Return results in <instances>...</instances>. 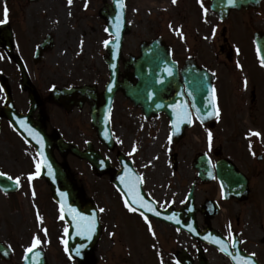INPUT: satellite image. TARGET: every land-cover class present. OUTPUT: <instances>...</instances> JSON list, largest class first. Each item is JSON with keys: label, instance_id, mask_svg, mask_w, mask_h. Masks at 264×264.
I'll use <instances>...</instances> for the list:
<instances>
[{"label": "flooded vegetation", "instance_id": "1", "mask_svg": "<svg viewBox=\"0 0 264 264\" xmlns=\"http://www.w3.org/2000/svg\"><path fill=\"white\" fill-rule=\"evenodd\" d=\"M210 1L175 0L173 3V0H156L160 26L157 27L155 24L150 28L157 32L155 36L162 35L171 45L173 56L178 58V61L181 57H194L199 63L205 62L206 65L207 62H212L211 58L214 57V61L225 66L230 64L234 69L256 64L252 39L257 30H264L262 28L264 17H256L253 8H243L232 13V18L228 19L231 21L223 23L210 11ZM260 8L264 9V0ZM177 21L181 24V31L175 37L171 25ZM10 23L14 34L13 49L0 46V174L11 177L15 174L14 136L17 133L9 118L16 112L26 117L32 127H43L53 139L62 136L80 149H85L89 143H97L108 152V149L99 143L98 132L93 124V115L95 114L99 119L105 109L99 84L83 82L82 84L94 85V88H89L84 94L56 99L53 96L55 88L82 84L60 82L48 77L47 71L60 70L47 66V53H42L38 60L35 59V50L45 36L42 20L33 23L30 33L17 27L13 20ZM30 35L34 38H29ZM125 44L124 51L127 55L140 56L139 44H131L128 41L126 43V40ZM131 46H134V49ZM16 58H21L24 62L38 98L36 96L32 98L30 92L23 86L22 75L15 62ZM56 62L59 63V60ZM222 73L223 71L216 75V82ZM242 79L240 75L234 74L232 84H229L225 77L217 86V95L222 101L224 117L227 110L226 100L233 99L246 90ZM225 81L227 85L224 88ZM253 81V87H249L250 93L262 96L264 100V93L256 82L259 81L258 73ZM134 82L137 83V80ZM230 88L233 90L231 93H229ZM7 95L11 97L10 104L7 103ZM127 108L142 114L139 107L119 92L115 97L111 113L115 137ZM70 156L72 155L67 154L65 159ZM9 162L12 163L11 167L8 166ZM250 168L255 169L256 173L262 176L259 183L251 184L252 195L241 201L219 200L221 208L226 207V209L224 211L222 209L211 219L210 224L201 211L199 218L203 221L202 227L213 225L231 239L234 235H238L240 240L237 242L229 240V247L233 248V244L240 242L243 250L254 254L256 259L264 264V161L251 162ZM29 185L43 184L22 183L21 192L16 193H4L0 190V264H25L26 249L31 246L36 236L41 240V244L34 250L42 252L40 255H37L39 252L31 254L28 264H78L69 256L68 251H65L66 223L60 218L61 213L57 203L46 188L29 187ZM199 187L200 185L196 184L195 196L201 205L206 203L207 198L205 197L201 202ZM34 190L39 192L33 195ZM81 197L82 207H85L89 200H94V197L87 192L81 194ZM25 202L31 205L29 212L22 211ZM10 211L13 212L9 213ZM45 229H47L46 234ZM249 232L263 233L262 240L258 235ZM199 247L200 245L195 243L189 250V254L194 258V264H199ZM206 248L207 246H204L205 251ZM167 261L168 264H172L173 256L168 257ZM210 264H224V262L219 259L217 262L211 261Z\"/></svg>", "mask_w": 264, "mask_h": 264}, {"label": "rangeland", "instance_id": "2", "mask_svg": "<svg viewBox=\"0 0 264 264\" xmlns=\"http://www.w3.org/2000/svg\"><path fill=\"white\" fill-rule=\"evenodd\" d=\"M76 1L77 0H72V3L69 4L68 0H39L38 2H29L28 0H0V20L5 19L4 9L6 5L8 9L7 20H13L14 24L17 27H21L23 31L30 33L32 24L36 22V20H42L43 26H45V32L47 33L51 31L54 35H56L57 46L54 48L53 52L47 56V66L50 65V67H53L55 70H60L61 72H47L48 77L55 78L56 81L60 82L80 83L81 81L87 82V80L90 81L92 79L100 80L102 78V74L105 72V65L102 58V40L104 38V29L103 23L100 21L103 19L99 15V12L103 7V0H87V3L92 5V8L94 9V19L88 15L90 7L87 11H84V7L81 4L83 0H78L79 3H75ZM154 1L156 0H128V7L131 8V16H129V19L133 20L134 23V27L132 26L130 31L131 33L129 32L130 39H138L139 37L144 38L145 36H150L154 33L150 26L154 23L155 20L152 19L154 16H157V14L155 12L148 13L149 8L153 9L152 4ZM75 5H77V7L73 8L75 9L74 11H71L72 7ZM64 12H68V14L62 17ZM63 20H69V22L64 23ZM78 23L81 26L80 35L84 34L87 39V43L84 47H79L80 45L77 46V38L79 37L77 30ZM156 23L157 22H155V24ZM159 26L160 25H158V27ZM72 36L74 37V41ZM29 38L33 39L34 37L30 35ZM78 50L80 51V54L78 57H75V53ZM56 60H59V63L56 62ZM56 64L58 65L54 67ZM218 69L226 71L224 66L222 68L218 66ZM69 70L72 72H69ZM257 73L260 72L255 71L253 76ZM224 79L225 72H223V80ZM260 79L264 80V77H261ZM226 82L227 81L223 84L224 88L227 85ZM252 101L254 102L256 100L253 99V96H248L245 104L239 109H236V114H243V116L246 117L249 114L252 115L254 112L253 105H249ZM230 103H233V101L230 100ZM130 119V115L126 112L120 126L121 130L125 128V124L127 130L131 128ZM253 124L259 125L256 121H254ZM133 126L137 129L134 135L135 141L133 144L139 151H142L141 162H156L158 168H161V162L165 160L164 153L166 152V148L168 146V136L165 137L166 127L164 126L163 121L160 119L158 120V127L153 131L152 138L146 131V124L135 122ZM140 129H142V132L139 131ZM138 132H140V134ZM202 133H199L197 137L194 134H190L186 140L185 148L180 152L179 159L182 163V170L184 173H188V169L185 166L186 162L191 161L192 157L198 153V150L203 151L205 148V139ZM124 137L129 138L130 133L125 132ZM198 137L200 141H197ZM261 138L262 139L260 140L263 141L264 134H262ZM218 140L212 138L211 146H209V138H207L206 142L208 143V147H215L219 145L221 141L225 145V140H229V137L220 136ZM226 145L229 146L230 141ZM24 153L25 152L21 150L20 156L22 159ZM157 153L158 160H154ZM25 159H27V161L25 160L26 162L18 160L13 163L14 172L17 176H27V171H30L31 169L30 160L28 157ZM71 164L72 166H75L76 169L81 171V175H79V177L86 186L88 193L96 196L100 201L103 200L101 203L108 207L107 214L105 215V224L107 228L104 236L98 243L97 249L95 250V257L98 259L97 264H127V255L123 253L122 247L118 244V242H123V240H125L126 247L130 253H133L137 249L136 245L138 243L143 247L141 250L146 248L148 252H151L152 249L146 245H152L156 242V239H162V236L165 233L162 230L158 231L156 228L152 227L151 230L146 228V230L141 232L138 231V233L133 231V228L131 229L129 226L124 227L119 221L118 212L116 213L113 211L115 209V202L112 197L116 199L118 198L115 190L111 187L110 191L109 187L102 185L101 182L104 181L98 178V176L93 175L84 164L75 160H72ZM11 165L12 163L9 162L8 166L11 167ZM29 175L33 176L34 171H30ZM154 175L155 170L152 171V177H154ZM163 175L164 176L161 180L165 183L168 181L169 168H167V171L164 172ZM155 179L156 177L152 180ZM110 193L112 197L110 196ZM30 206L31 205L25 202L24 207H22V211L29 212L31 208ZM11 212L13 211H10L9 213ZM122 218L126 221V217L124 215H122ZM153 232L155 235H153ZM249 233L258 236L263 235V233L260 232ZM118 246L120 247L118 248Z\"/></svg>", "mask_w": 264, "mask_h": 264}, {"label": "water", "instance_id": "3", "mask_svg": "<svg viewBox=\"0 0 264 264\" xmlns=\"http://www.w3.org/2000/svg\"><path fill=\"white\" fill-rule=\"evenodd\" d=\"M255 0H246L245 1V4L247 3H253ZM242 4V0H235V3H229L228 0H214L213 1V9H215L220 15H223L224 17H226L227 13L229 12V10L233 7H240V5ZM118 58H116V61H117ZM151 64V63H150ZM159 65L162 66L159 67L160 69H157L156 67H147L145 68V65L143 67V74L146 75V76H150V79L151 80H154V76L155 74L157 73V71H161L162 74L164 73H167L168 70L166 69L168 63L166 62H159ZM175 74H176V69H175ZM143 81L146 82V78L145 77H142ZM155 85V83H154ZM163 85V84H162ZM161 85V86H162ZM143 88H144V91L148 90L147 89V85L146 83L143 84ZM151 90V88L149 89ZM128 95L132 98V99H136L137 96L136 94L134 93V89H132L130 91V93L128 92ZM200 104V103H199ZM142 105H146V106H149V104L145 101V100H142ZM160 105V104H159ZM208 108L211 106L210 104L207 105ZM28 140H30L32 143H34L37 148L39 149V142H38V139L36 138H31V137H27ZM40 151V150H39ZM41 152V151H40ZM45 152H48V155L51 159V152L50 151H45ZM48 156H44V159H49ZM44 162V165L46 167V172H45V175H47L48 177H52L51 176V173H50V169L55 173V174H52L54 177H57L58 178V183H59V186L65 188L66 190L65 191H62L61 188H53L54 189V192L57 194V199L58 201L61 202L63 208H64V211H65V214L66 216L68 217V220L71 222V225L75 226V222H74V218H75V215L74 213L72 212V208L71 206H67L66 203L69 201L68 198H66L65 195H61V193H72V189H71V184H69L67 181H65V183L63 181H61L62 179L61 178H68L69 175L66 173V172H62L58 169V167H55V168H49V165L48 163H46L45 161ZM56 164V163H55ZM54 164V165H55ZM52 166V165H51ZM53 167V166H52ZM60 181V182H59ZM57 181L56 180H51V183L52 185L55 187V185H57L58 183H56ZM116 184L118 185V187H121L119 182H117V180H115ZM71 201H73L74 199L71 197L70 198Z\"/></svg>", "mask_w": 264, "mask_h": 264}, {"label": "snow or ice", "instance_id": "4", "mask_svg": "<svg viewBox=\"0 0 264 264\" xmlns=\"http://www.w3.org/2000/svg\"><path fill=\"white\" fill-rule=\"evenodd\" d=\"M68 2H69V4H71V3H72V0H68ZM228 2H229V3H235V0H228ZM173 3H175V0H173ZM7 16H8V9H7V6L5 5V9H4V17H5V19H4V20H0V23H5V22L7 21ZM117 27H119V25H117ZM106 31H107V29H106ZM104 43H105V45L107 46V45L110 43V41H105ZM260 62H261L262 65H264V56H261V57H260ZM113 67H115V66L113 65ZM246 83H247V81L245 80V84H246ZM214 100H215V88L212 89V101L214 102ZM218 112H219V110L217 109V113H216L217 115H218ZM188 115H189V113L187 112V109L185 108V109H184V116L187 117ZM209 115H211V113H210ZM21 123H24V122L22 121ZM32 131H33V130L29 129V134H31ZM37 135H38V134H37ZM249 135L260 136V133H259V132H252V131H250ZM208 137H209V146H211L212 133H211L210 131H209V133H208ZM169 139H171V136L169 137ZM250 146H251V145H250ZM133 150L135 151V149H133ZM253 155H255V153H253ZM49 167H50V165H49ZM40 169H41V164H40L39 161H37V163H36V173H35V175H39V174H40ZM28 179H29V180L33 179V176H32V175H29ZM16 183H17V184L20 183V178H19V177L16 178ZM130 187H133V188H134L135 185H130ZM33 195H35V192H33ZM61 195H65V194H64V193H61ZM132 195H135V196L138 197V199L140 200L141 205L144 206V207H146V208H147V211H149V212H155V209L152 207L151 204H147V205L143 204V200H142V198L139 196V193H138V192L133 191V192H132ZM125 203H126V206L129 207V210H130V211H139V208L134 207V206H131V205H128V202H127V201H126ZM61 211L63 212V208L61 209ZM73 211H75V210H73ZM100 211H104V209H100ZM141 214L143 215V213H141ZM156 214L159 215V213H156ZM60 218L63 219V218H64L63 215H61ZM80 219H81V220H84V221H88V223H87V224L83 227V229L81 230L80 234H82V235L87 234V235H89V237H90V234H91V232L94 230V226H95L94 218H91V219H90V218H88V217H80ZM144 219L147 220L148 217L145 215V216H144ZM168 219H174V216H169ZM188 227H189L190 229H192V226H191V225H189ZM149 229L151 230V224H150V222H149ZM192 230L195 231V229H192ZM67 231H68V230L65 229V232H67ZM46 233H47V229H45V234H46ZM153 235H155L154 232H153ZM206 239H207V237H206ZM213 242H214V243H217V244L220 245V250H221L222 252L227 253V252L229 251V249L223 244V242H222L219 238H216ZM64 243H65V245L67 244L66 241H65ZM40 244H41V240L39 239L38 236H36V237L33 238V241H32L31 246H30L28 249H26V251H27V252H32V251H33L34 249H36ZM233 247H235V244H233ZM65 251H66V252L68 251L67 246L65 247ZM76 252L79 253V249H76ZM37 255H39V253H37ZM253 255H254V254H253ZM27 258H28V257L25 256V259H27ZM240 264H253V261H252L250 258H248V259H243V260L240 261Z\"/></svg>", "mask_w": 264, "mask_h": 264}, {"label": "bare ground", "instance_id": "5", "mask_svg": "<svg viewBox=\"0 0 264 264\" xmlns=\"http://www.w3.org/2000/svg\"><path fill=\"white\" fill-rule=\"evenodd\" d=\"M62 15H63L62 17L66 16L67 15V12H64Z\"/></svg>", "mask_w": 264, "mask_h": 264}]
</instances>
